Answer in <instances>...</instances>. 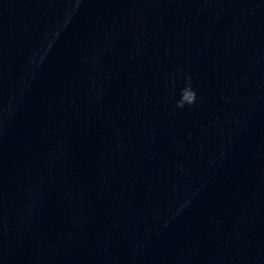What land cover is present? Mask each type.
<instances>
[{"label": "clouds", "instance_id": "obj_1", "mask_svg": "<svg viewBox=\"0 0 264 264\" xmlns=\"http://www.w3.org/2000/svg\"><path fill=\"white\" fill-rule=\"evenodd\" d=\"M196 98H197L196 91L192 87L191 77L189 76L187 78V83L181 89L180 98L176 102V107L183 108V107H185V105H189L190 106V105H192V104H194L196 102Z\"/></svg>", "mask_w": 264, "mask_h": 264}]
</instances>
